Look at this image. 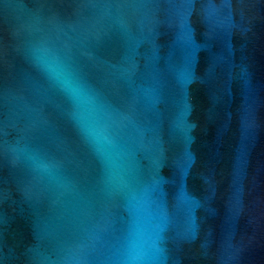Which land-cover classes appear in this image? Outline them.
Instances as JSON below:
<instances>
[{
    "label": "water",
    "instance_id": "obj_1",
    "mask_svg": "<svg viewBox=\"0 0 264 264\" xmlns=\"http://www.w3.org/2000/svg\"><path fill=\"white\" fill-rule=\"evenodd\" d=\"M0 264H264V0H0Z\"/></svg>",
    "mask_w": 264,
    "mask_h": 264
}]
</instances>
